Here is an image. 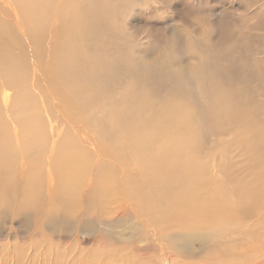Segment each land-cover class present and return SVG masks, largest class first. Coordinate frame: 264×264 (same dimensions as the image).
Wrapping results in <instances>:
<instances>
[{
	"label": "rangeland",
	"instance_id": "rangeland-1",
	"mask_svg": "<svg viewBox=\"0 0 264 264\" xmlns=\"http://www.w3.org/2000/svg\"><path fill=\"white\" fill-rule=\"evenodd\" d=\"M63 1L33 30H17L20 88L0 86L10 162L19 180L33 169L43 211L20 208L21 196L0 206V264H264V0H98L77 39L93 66L72 77L90 78L77 99L53 76L52 50L72 36L56 18ZM5 92L10 109L24 96L31 117L17 109L7 119ZM171 138L163 164L154 156ZM103 167L116 183L100 199ZM60 179L66 192L80 179L74 204ZM194 187L221 191L234 217L182 210ZM198 231L206 238L184 250L183 236Z\"/></svg>",
	"mask_w": 264,
	"mask_h": 264
},
{
	"label": "bare ground",
	"instance_id": "bare-ground-1",
	"mask_svg": "<svg viewBox=\"0 0 264 264\" xmlns=\"http://www.w3.org/2000/svg\"><path fill=\"white\" fill-rule=\"evenodd\" d=\"M51 1L52 0H0V86L2 88H6V89L20 88L19 85L21 81H19L18 83L12 79V72L20 66V59H18V57L21 56V53H19V51L18 53L14 52V48L17 47L18 45H19L18 47H20L21 44V38H19V36L17 35V30L23 33H25L26 31H31L34 29L37 22L39 23L40 21L50 17L52 14L48 12L49 11L48 7L49 5L52 4ZM97 2L98 0H79V2L78 0H75V2H73V0H64L63 4L61 5L64 6L63 9L61 10L60 7L61 11L57 12L56 18L57 19L59 18L60 20L62 32L64 33L65 29H67L70 33L69 35L72 36L66 45L59 44L60 46L58 47L56 46L54 50H52L53 54L51 58L55 63L53 69L54 70L53 76H56V79L59 82L56 86L57 91L61 89V86H63L64 81H66L71 90V92H69V95L71 94L75 99H77L78 96L83 95V93H87L85 91L88 87L87 83L88 80H90V78L87 77L85 79V83H82L81 81L73 82L72 77L76 74V72L77 73L82 72L83 74V71L87 72V69L89 68L91 69L93 67V66L88 67L85 65V61L88 59V55L84 54L83 52L77 49L78 48L77 39L82 35L81 34L82 31H84V27L82 25V23L86 24L84 21V16L88 15L89 13L90 16H93L95 13H97L95 10V8H97L96 7ZM16 3H18V5H16ZM60 35H61L60 33L57 34L58 37ZM94 72L95 71L93 70V73ZM71 79L72 81H70ZM11 96L12 94H10L9 92H5L3 95L4 106H5L4 111L6 114V118L11 121H14V115L16 114L17 109L22 112H25L27 118H30L31 109L28 106H26L27 102L25 101V97L22 96L21 94L16 93L14 96V102L10 104L11 105V109H10L9 101ZM17 120L18 119H16L15 122H17ZM3 121L4 120L0 116V206L3 204L4 205L8 204L10 201L14 200V197L18 198V196H21L22 203L19 205L20 208L27 209V207H30L32 209H36L37 212L41 213L43 211L39 210L40 209L39 204L41 200H40V195H38V188H37L38 181L34 176V171L32 168H28L26 170V175L23 179L19 180L18 177H16V166L10 162L11 156L9 155V148L5 146L6 144H8V138L6 136L8 134L7 131L11 129V126L7 125L5 127L3 125L4 123ZM57 124L58 122L52 123L51 127L54 128L55 126H57ZM153 125L163 126V124L160 122H156ZM36 130H34L35 133L32 135L34 137L32 139L33 142H36L38 141V138H41L40 136L41 133L37 137ZM17 131L18 130H15V132ZM157 136L159 137V133L157 132L156 129H154L152 130V133H149L145 136L146 142L143 141V143L146 144V146L149 145V142L150 144H152L154 139L157 140L156 138ZM174 143L175 141L172 138L169 139L166 148L168 149V151H166V154L162 155V153L160 152V153H156L154 157L156 159H159V161L162 162L163 164H165V161L167 162V159L169 160L172 157ZM151 147L153 146L151 145ZM141 151L142 150L140 149V152ZM120 157L121 155L119 156V158ZM74 159L75 158H71V157L68 159L69 160L67 162L68 166L71 168L72 167L77 168V170H81V174L86 172L88 168H85V165L75 166V164L73 163ZM150 169L151 170L149 171V176L153 171L152 167ZM18 180L22 181L24 184H21ZM97 180L101 186L102 184H105L106 186V188L100 187L99 189L98 194L100 196V199L107 197L109 193L113 192L114 185L116 183V177L114 176L113 172L109 171L107 167H103L99 171ZM59 183H60V190L63 191L65 193V196L68 197L69 199L68 201H71L73 204L74 202H77L78 196L76 193V189L80 187V179L78 180L76 179L75 181L72 180L69 182L70 184L69 190H71L72 192H68V191L66 192L65 187L61 182V179ZM194 188H197L196 191ZM194 188L188 190L187 193H184V196H182L181 201H178V206L182 210L187 208L188 210H190V214L192 213V211H194L195 214L199 215L200 213H203L205 211L215 209L216 212H218L221 215L219 217L220 219H230L234 217L233 213L235 212L236 207L232 206L233 204L231 203L224 204V202L227 201L226 199L225 201H221V198H219V196L221 195V191L220 193L218 191H215L213 194H209V193L205 194V193H200L202 191L201 188L199 187H194ZM129 191L134 195H138L140 192H142L139 186L132 187ZM37 201H39V204L36 207L35 203ZM144 202H142V204ZM66 203L68 202L66 201ZM47 217H49V215H47ZM216 233L217 232H215L214 234ZM218 233L221 234L223 233V231L221 230ZM197 236L199 238H204V239L206 238V235L202 231L192 232L186 236H183L185 242L181 238L182 239L181 247H183L184 250H187L188 244H190L191 243L190 241H192L191 239Z\"/></svg>",
	"mask_w": 264,
	"mask_h": 264
}]
</instances>
